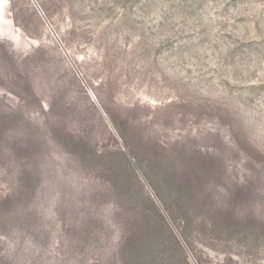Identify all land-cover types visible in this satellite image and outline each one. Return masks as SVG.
I'll use <instances>...</instances> for the list:
<instances>
[{
  "label": "rangeland",
  "instance_id": "rangeland-1",
  "mask_svg": "<svg viewBox=\"0 0 264 264\" xmlns=\"http://www.w3.org/2000/svg\"><path fill=\"white\" fill-rule=\"evenodd\" d=\"M0 264H264V0H0Z\"/></svg>",
  "mask_w": 264,
  "mask_h": 264
}]
</instances>
